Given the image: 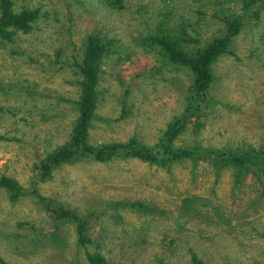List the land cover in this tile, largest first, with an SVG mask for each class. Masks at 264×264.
<instances>
[{
    "label": "rangeland",
    "instance_id": "1",
    "mask_svg": "<svg viewBox=\"0 0 264 264\" xmlns=\"http://www.w3.org/2000/svg\"><path fill=\"white\" fill-rule=\"evenodd\" d=\"M9 2L37 16L0 37V177L26 190L0 188V264H264V0ZM228 17L238 32L196 102L193 71L151 39L194 55L232 34ZM90 34L106 50L89 143L134 138L185 156H86L47 171L79 118Z\"/></svg>",
    "mask_w": 264,
    "mask_h": 264
},
{
    "label": "trees",
    "instance_id": "2",
    "mask_svg": "<svg viewBox=\"0 0 264 264\" xmlns=\"http://www.w3.org/2000/svg\"><path fill=\"white\" fill-rule=\"evenodd\" d=\"M10 0H1L0 2V37L4 40H12L18 32H30L37 16V11L22 9L21 11L11 8ZM227 25L232 34H228L223 38H217L211 41L205 48L197 49L194 55L188 54L175 44L169 43L165 37H152L155 43H159L164 47V51L169 55L172 61L187 66L193 71L194 84V100L197 102L202 93H205L213 81L212 65L217 57L228 51L230 36L235 35L238 30L237 20L227 18ZM106 50V44L96 34H90L86 40V48L82 62L79 65L82 75V91L79 100H77V108L79 118L73 129L71 139L68 144L61 146L53 151L47 157V171L55 166L70 162L78 157H92L99 161H106L113 158L117 154L122 156H132L140 158L148 162H158L161 160L171 161L185 156L180 151H168L161 146H148L131 138L126 142H114L108 144L91 145L88 141V134L91 122L95 116V107L98 99L97 85L100 80L101 65ZM184 127V122L177 121L171 123L168 136L173 138ZM193 151L186 153L191 154ZM233 159V161L241 165L246 161L245 158ZM0 188H7L13 192L15 198L19 193L26 190L14 179L8 176L0 177ZM60 212L61 216L67 219H74L79 222L80 242L87 244L90 242L86 236L83 223L77 214H72L63 207L55 210ZM2 261V260H1ZM91 264H106L104 256L90 255ZM2 264H8L2 261ZM192 264H203L196 254H193Z\"/></svg>",
    "mask_w": 264,
    "mask_h": 264
}]
</instances>
